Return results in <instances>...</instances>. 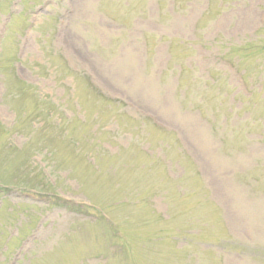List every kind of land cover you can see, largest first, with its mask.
<instances>
[{
	"label": "rangeland",
	"instance_id": "1",
	"mask_svg": "<svg viewBox=\"0 0 264 264\" xmlns=\"http://www.w3.org/2000/svg\"><path fill=\"white\" fill-rule=\"evenodd\" d=\"M209 2L55 0L8 21L24 4L0 0V264H264V92L241 96L213 52L264 44V0ZM81 69L131 111L81 100Z\"/></svg>",
	"mask_w": 264,
	"mask_h": 264
},
{
	"label": "trees",
	"instance_id": "2",
	"mask_svg": "<svg viewBox=\"0 0 264 264\" xmlns=\"http://www.w3.org/2000/svg\"><path fill=\"white\" fill-rule=\"evenodd\" d=\"M42 1L43 0H32L29 3V6L34 7L37 4L41 3ZM21 2H28V0H21ZM208 5H210L209 0H208ZM210 12H211L210 6H208L207 9L205 11H203L202 15L200 16L201 20L205 19ZM216 38H220V37L216 36ZM200 43H203L204 47H206V48H209V49L212 48L211 44H207L204 42H200ZM232 44H234V43H232ZM221 45L222 44L219 45L220 48L217 51L220 53H224L223 54L224 58L233 61V57H237L238 60H237V62H235V64L238 66L239 69L244 70L243 79H244V83L248 89V92H250V94L249 95L245 94L243 92V90H238V92L241 96H243L247 99H250V101L252 102V98L255 97L257 93L262 92V90H258V87L256 86V84H257V82H259L261 80H262V82H264V78L258 79L259 76L264 75V73L259 74V72L264 71V54H263V57H260L258 55L259 51L264 52V44L258 45V44H255L253 41H249L246 44L231 45L227 52H225L224 49L221 48ZM233 63H234V61H233ZM10 65L11 64H9L8 66H3V64H2V66H1L3 68V74L5 75V79L7 81H8V79H10L9 82H11V84L15 83V85H17L16 81L22 82L21 84L23 85V87L17 90L18 93H23L21 91H25L23 88H25L26 85L30 86L31 89L33 90L34 86L31 84H28L27 82H25L23 80H21L18 77V75L16 74L15 69L13 67L11 68ZM59 69H60V66H54L53 72L56 73L57 74L56 76H58L59 79L61 80V79H64L66 75L63 74L64 73L63 70L60 71ZM253 73H256L257 75L254 76ZM11 74H12L14 80L11 78ZM72 75H73V80H74L73 82L74 83L84 82V84L86 86L83 93H82L83 96L80 97L81 100H87V101L93 102L94 104H99L101 107H103V105H106V104H113L114 106L120 107V109H124V110L126 109V106H125L126 103L124 101L114 100L113 98L105 95L86 76H84L83 73L76 72V73H72ZM212 79L213 78L211 76V78L208 79V81L210 83H212L213 82ZM7 87H8V82H7ZM155 125H157V127H158V124L153 123L154 127H155ZM159 129H162V128H159Z\"/></svg>",
	"mask_w": 264,
	"mask_h": 264
}]
</instances>
